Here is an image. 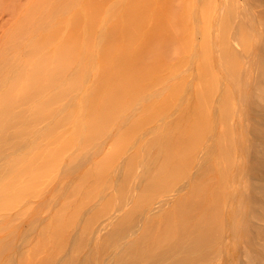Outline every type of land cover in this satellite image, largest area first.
Wrapping results in <instances>:
<instances>
[{
    "label": "rangeland",
    "instance_id": "374dc122",
    "mask_svg": "<svg viewBox=\"0 0 264 264\" xmlns=\"http://www.w3.org/2000/svg\"><path fill=\"white\" fill-rule=\"evenodd\" d=\"M34 1L36 2L34 3ZM47 1H43L41 3V0H28V1L27 0H0V143L2 139L4 140V142H2L3 144H0V149H1L0 150V264H40L42 262L43 263L48 262L46 264H49L50 263L49 261H53L54 258H57L59 254L61 253V249H63L61 247L62 246L64 247L65 245V243L63 242L64 240H67L65 238L69 235L70 231L73 228V225L79 222L80 223V224L78 223L79 228L77 227V229H79L78 233L79 231H81L80 232L81 234L83 233L84 235L85 233L86 235L87 231L85 232V230L89 228H92V229L95 228L99 224L100 222L99 220L105 221L106 219H109L108 217L111 213L110 211H112V209L117 206L116 203L118 201V198L121 196L118 193L119 197H117L118 194H116L117 192L116 187H118V184H116L117 185L116 186L113 183L115 181L114 179H116L114 178V176L116 177V175H114L115 173H113L114 170L116 169V166H118V164L121 163L122 161H125L126 163L124 162V164L127 167V165L130 164V163L128 164V162L130 161L129 154H131V158L133 160L136 158L137 155L138 156L142 155L141 157H139V158H142L144 155L143 151L145 152L146 148L141 149L143 150V151H140L142 152V154L138 151V148L142 147V145L145 146V143L149 145V143L153 140L151 136L153 137L154 135L155 137V135H159L158 134L159 132H160V135L158 138L159 140H162L166 136L165 134V136L163 135V138H162V134L165 133L164 130L165 131L167 130L170 133V136H172L170 137V140L173 141V138H175L174 141H176L177 138L180 140L179 137H182V133L185 134V132H180V133L178 132V135L180 134L179 137L174 136V135H177V134H174V132L176 131L175 129H177L175 128L176 127L175 125L177 126L179 125L178 127H183L182 129H184L183 131H185L184 124L188 123L189 120L196 119L195 126H197V132L199 136L201 135V133H199V129L203 133H206V134L211 133L212 128L210 127L212 126L213 121H214L213 110L215 111L214 102L216 99V94L218 92H225V90H228L226 97L229 96V99H234L233 101L235 102H233V105L234 103H236V106L239 108L240 100L241 98H244L243 101H241L242 102L241 105L244 108L245 106H247V108L249 109L248 110L249 112L251 111V112L260 113L259 116L252 117V120L255 121L256 124H258L257 125L258 128L256 127L257 134L259 135L261 132L262 138H264V38H263V31H262L263 28L260 26L261 20L264 19V0H204L205 2L203 0H202L203 2L200 0H191L193 1V3L191 4V7L195 6L194 10L193 8L190 9L189 6L186 7L187 5L183 3L184 7L182 8L184 10L181 9L183 11H179L176 15H174L176 16L178 20L171 21L174 25V27L172 26L174 29L173 28L171 29L172 32L169 30V27H170L169 25H168L169 27L167 26L166 29L163 28L164 29L163 31L166 32L165 35H167V32L168 33L170 32L171 34V36H166V37H169L168 39H166L164 35L166 40L162 37V35L165 33L162 31V27L165 26L166 24V13H164L165 12L164 7L160 6V4H157L159 5L158 7L156 3H154L156 2V0L155 1L148 0V5L152 7L151 9L148 5L147 6L144 5L146 1L145 2L143 1L144 3L142 4L140 0L138 2H140V4H142L144 7H146L145 11L144 9H142L143 12H145L146 16L143 13H141V15L143 14V16H145V19L148 18L147 21L149 24H147L148 26L146 25L147 28L145 27L143 31L142 27L141 28L139 27V25H141L142 23L139 24V22H138L139 25L137 24L138 26L136 25L133 26L132 25L134 23L133 22L131 24L133 27L132 26L129 27L128 24L132 21L130 20L132 15L129 14L130 16H128L126 14V11H125V15L123 14V12L119 13L118 11V13L121 14L120 18L122 17V14L124 15V18H126L127 16L130 17V18L128 17L126 18L130 20V22L127 23L128 27L130 28L129 29L127 27V30H130V31L128 33H125L124 30L126 28L123 30L121 29V27L125 26L126 24L123 25L124 22L121 23L120 21L119 28L125 34H127V36L124 37L123 36L124 34H121L122 31L119 29V32L121 31L120 41H122L121 43L123 44L119 43V45H117L119 42L118 41L117 43H115L116 44L115 46V44L113 45V43L116 42L117 39L115 38L116 39L115 40L114 37H112L111 39V36H113L111 34L112 32H114L113 29H115V32H116V27L112 29L113 31L109 27V29L107 30H111L112 32L111 34L109 33L110 31L106 33L110 34L109 38L113 41V43L112 41H109L110 39L108 40L107 38L105 40V43L107 41L109 42H107V45H105V43L103 44L106 46L107 51H105L106 50L105 46H103L102 43H101V46L98 47V50L100 49L99 51H103V53L106 52L105 54H103L104 55L103 58L104 59L108 58L106 59L108 61H109V57H107V54L112 55V56L114 54L113 57L111 56L112 59H114V57H116L115 59H117V56L120 54L118 59L121 57L122 60L119 59V61L123 62L124 67L121 65L122 62L120 63L118 59L116 62H119L120 65L125 69L123 70L127 71L130 74V76L134 78L135 80L134 84L138 82L139 86H136V87H140L142 90L140 88H136L137 90H131V91L130 90H88V91L87 90H80V91L79 90H63L64 92H66V95L64 94L65 96H68L70 98L73 96H76L80 98V100L82 97H84L83 92L87 91V97L85 93V97L83 98V101H84L83 103H85V105L82 103L83 105L81 106V104L79 103L78 106L74 105L75 109L69 106L70 109L67 108L64 111V113H66L68 117H64L63 116L64 113H62L63 110H61L62 114L58 113L59 117L61 118L62 116L63 117L62 120L67 119L69 121L66 120L67 121L66 122L64 120L63 122L58 117L59 119L58 127L57 125H55L58 123L55 122V124L53 123L49 124V121L45 120L49 112H51V116L55 114V112L56 113L58 111L60 112L59 109L61 108V106L59 107L60 102L58 100L57 102L59 103L54 102L53 104L51 103V105H48V106L44 105L45 107L47 106L45 110L44 108L42 109L41 108L42 106H39V105H38V108L32 109V107H36L37 104L33 105L32 107H30V109L34 111V115H33L34 119H39L41 117L40 120H42L43 118L44 121H42L41 123L39 121L38 123L40 124L38 125L35 124L37 127H32L30 129L34 133L31 132L30 135H28V139L30 140H29V145L27 148L28 149L30 148L29 150L26 149V150L21 151L20 150L21 148L16 151L13 150L12 145L13 143H16L14 142L15 137L16 135L18 136V134L16 133L19 132V135L20 134L22 135V132H23L22 130L24 129H22L23 126H21L22 125L21 123L11 122L13 118L12 116L14 115V114L12 115V113L18 112V114H20L19 112H22L23 106L20 103L19 105L17 102L20 101L21 99L23 100L24 98L23 93H26L29 90H20V88H22L21 87L22 84L20 82H24V79L22 77L24 71L28 69L31 70L30 69V67H32V64H30L32 63L31 61L32 60L36 61L33 63V65L34 64L38 65L40 63H43L46 66H51L52 61H53L52 59L55 56V54H57L56 50L58 49L59 51H57L58 52L57 55L61 57L57 58V56H55L54 59L57 58V59L64 60L63 58L66 56V54L69 55V56L67 55L68 58L71 56L70 51L73 53L75 52L74 54H76L77 50L78 51L81 50L84 52L86 49L90 51V55L92 56V54L94 55V50L97 46L96 43L98 44V40H99L97 39L98 37L96 38V36L99 35L98 33L100 32V30H101V34L104 32V28L98 27L97 25H96L97 27L95 25L94 27L97 28L98 30L94 29L93 27L91 28L93 30L89 28L92 31L91 32L92 34H95L94 32H96V30L98 32V33L96 32L95 37L94 35H92V37H94V40H95L93 41L95 45H92L90 43L91 42L90 39H93L91 35L89 37L90 39H88L87 40L88 42H87L86 41L87 37L85 38L84 37L85 34L80 31L84 24L82 21L83 24L82 23L80 24L82 26L79 25L80 28H78L77 34L83 33L80 35H83L85 39L81 38L80 40L79 38H76L78 42H76L75 40L76 43L75 42L73 43L74 48L72 46H71L72 48H70L69 44H71L72 42L70 43L68 42L69 43L68 45L67 44L63 45L64 47H59L58 43L63 44L64 42L59 40V38H56L57 37L55 36L56 32L55 33L52 32L54 28H57L55 26H58V28L60 26H63L60 28H64V26H66L67 31H70L69 29L72 26L69 28L68 25H60L62 24V22H60L59 25L58 24L55 25V23L53 22L54 12L52 11L53 8L55 10V7H54L55 5L53 6L52 9L51 7H52L53 2L56 4V0H53V1L51 0L50 2H47ZM160 1L162 4L163 0H160ZM165 1L167 2V0ZM180 1L182 2L183 0H180ZM184 1L186 2L188 0H184ZM66 2L70 3V0H67ZM66 2L63 3L62 5H65ZM138 2L136 1V3ZM177 2L179 1L176 0V3ZM181 2H179L178 4L180 5ZM46 3L50 5L48 6ZM200 5L201 6L203 5L202 6L203 8L200 7ZM18 6H19V9H17ZM139 6L140 5L138 3L137 7ZM141 6L139 10L142 12ZM204 6L207 7V9L209 10L204 8ZM46 7H48L47 8L48 11L42 10V8L46 9ZM63 8L61 7L60 9H63ZM186 8H187L188 14L190 15L186 14L187 13L185 10ZM30 9L31 10L33 9V10L31 11ZM36 9L39 10V11L37 10V13H36ZM57 9L59 8L57 7ZM63 10L65 11V9ZM135 10L136 9L134 8V11ZM139 10L138 11L136 10V11L139 12ZM190 10L193 11V14L190 13ZM22 11H24L23 14H22ZM27 11L29 13H27ZM43 11L45 12V14L43 13ZM155 11L157 13H154ZM158 11L160 12L158 13ZM15 12H17L16 15H18V17L14 15ZM38 12L44 15H40V13L38 14ZM46 13L49 16H47ZM61 13L59 15L62 16L64 12H61ZM136 13L133 14L132 12L131 14L136 15ZM179 13L181 14L179 15ZM28 14H30V17ZM32 14H34V16ZM65 14L67 16H64ZM161 14L163 15L161 16ZM171 14H172V11H171ZM203 14L205 18H203ZM27 15L29 18L25 17ZM31 15L33 16V19H34L32 21H31L32 19ZM39 15L41 16V18L43 17L42 19L40 18L41 20L37 18ZM64 15L63 16L66 18L69 17L68 12L64 13ZM186 15H187V18L188 17L190 18L191 15L193 18L192 17L190 19L188 18L189 19V22H188V19L185 17ZM179 16L180 17L182 16L181 18L182 20L180 19ZM133 17L134 19L136 17V20L138 18L137 15L132 16V18ZM161 17H162V21L165 18L164 19L165 22L163 24L161 20H160L161 23L159 22L160 25L154 22L155 20L154 18H157V20L155 21L158 22V19H161ZM172 17H173V14H172ZM44 18H45V26L43 24L44 29L41 28L40 25H38L40 27L39 28L40 30L38 31L36 30V32H34L36 28L38 29V27H36L37 24L41 22L44 23V20H43ZM124 18H122V20ZM141 18H144V17L141 16L139 21L141 22L144 21L145 23L146 20L142 21ZM18 19H21L20 22L18 21ZM134 19L133 21H135ZM203 19H205V21ZM38 20L40 22H38ZM66 21L69 22V20L64 21L66 24H68V22ZM177 21L179 22L181 21L182 24H179L177 26L178 24ZM23 22H25L24 25H23ZM64 22L63 24H65ZM74 22L75 21H73V23ZM30 23H31L30 25L31 27L29 26L30 27L29 28L28 25ZM32 23L33 24L35 23L36 26L35 24L33 25ZM52 24L54 26H52ZM155 24H157L159 27H156L157 25ZM151 26H153L154 29L155 27L158 28V29H155L158 31H155L154 29H152ZM76 27L77 25H75V30L77 29ZM136 27H138L139 29L138 28L136 29ZM192 27L193 29H191ZM132 28L133 29L135 28V29L133 30ZM149 28L152 29L151 30L152 33L150 30H148ZM20 29L22 30L20 31ZM175 29L177 32L175 31ZM136 30L143 31V32H138ZM50 32H51V36L53 35L52 36L54 39L53 44L57 42V40L61 42L58 41L54 45L51 44L52 40H50V37H49ZM115 32L113 33L114 36L117 35L118 31L116 33ZM137 32L139 33L138 35H137ZM146 32L153 36L155 35L154 33L157 32L155 37L158 39L156 40L155 37L153 36L152 38L154 39H152L149 34H146ZM69 33L70 32H68V34ZM74 33L76 34V31ZM87 33L90 34V32H87ZM133 33H136L135 35L140 37V39L137 36L135 37ZM42 34H43V37H41ZM191 34L193 35L192 37H191ZM62 35L63 33L60 35V37ZM76 35L75 37H78ZM145 35H149L150 37L149 36L145 37ZM44 36H45V39H44ZM69 36L70 35H68V37ZM216 36H220L218 37L220 38L219 46H217L214 42V39L216 41ZM20 37L22 39H20ZM24 37L25 38L27 37V38L25 39ZM38 37L39 38L41 37L43 39L41 38L39 39ZM147 37L151 38L154 41H152L151 39ZM160 37L165 40V43L167 41H170L168 43V46L165 45V48L160 44V42L162 44L164 43L163 39H162L163 42L159 40ZM70 38L72 37L70 36ZM78 39L80 41L83 40V43L80 42ZM146 39L147 40L149 39L151 43L150 41H147ZM38 40H41V41L37 42ZM145 40L148 43L147 46H145L146 45ZM77 43L79 45H77ZM74 44H76L77 47L79 48L75 49L76 47ZM153 44H157V45H153ZM85 45H86V48L84 50ZM149 45L150 47H148ZM159 45L162 48V50L165 49V53L167 54H162L161 50L158 49L160 48L158 47ZM151 46L154 48H152ZM155 46L157 47V49ZM169 46L172 49L171 48L169 49ZM55 47H58V48L55 49ZM111 47L113 48L111 49ZM166 47H167V50H166ZM88 50L85 52L89 53ZM119 50L122 52V55H121V52H119ZM156 50H158V52ZM142 51L143 52L147 51L148 53L146 52L142 55L141 53ZM167 51L169 52V54ZM59 52L61 53V55ZM80 52L77 53L78 56L80 55ZM173 52H175L174 55H173ZM87 53H82V54L85 55ZM163 53H164V50H163ZM164 56L165 58H163ZM72 57L73 56H71L70 59ZM92 57L94 58L96 56L94 55ZM67 60L68 59L66 58L65 59L66 63L69 62ZM57 61L59 63V60ZM57 61L55 62L57 63ZM113 61L115 62V60ZM132 61H133V64H132ZM27 62L31 66H29ZM70 62H73V61H70ZM114 62H112V64ZM180 62H182L181 64H184V65L182 66L181 64H179ZM197 62L200 65H197ZM142 63H144V65ZM175 63L177 64L176 68H175L176 66ZM198 66H200V69H197L199 68ZM40 67H44L46 71L48 70L47 67L45 66H40ZM201 67L202 68L205 67L204 71L202 70ZM207 67H209V69ZM163 69H165V71ZM173 73L176 75H174ZM187 73H189L190 76L192 75L191 77L189 76L190 77L189 79L192 82L188 81ZM168 74H170L171 76ZM15 75L20 77L19 78L20 80L18 82L21 85H19L18 83L17 84L14 83L16 81V80L14 81ZM160 75H163V76H160ZM172 75L174 76L172 77ZM155 76L156 77L159 76L158 79L162 77L164 78L161 81V80H157ZM198 77H199L200 82L197 81L196 83V79L198 80ZM183 78L184 80L182 81ZM185 78L187 79L186 80L187 82H190L188 83L189 85L188 84L185 85L183 83L185 81ZM151 79H154V80H151ZM167 79L169 80L167 81ZM155 80L159 82L161 81L160 85L158 83L156 84ZM202 82L204 83V87L206 88L204 87L201 88V85H203ZM153 83H155L156 85H154ZM175 83H177L176 85L179 88V90H176L177 89L176 86H174V89L172 88V85ZM181 83H183V86L185 85L184 86L185 90L183 86L181 85ZM195 83L198 84V86H196L198 87L197 89L195 88V85H196ZM164 84L169 85V87H167V85L165 86ZM16 85L17 87L20 86V88L19 87H18L19 89L16 88L15 87ZM165 87H167L168 89L172 88L173 90H170V89L168 90L167 88H166L167 90H164L163 88ZM191 87H193L191 91L194 94L195 92L198 93V95H196L195 97L198 101V104L197 102L192 103L193 105H191L190 108L193 107L192 108L193 114H191L190 117H187V115L186 117L183 116L184 119L182 120L181 112L183 114L186 113L185 108L187 105L186 103L183 104V99L185 98V96H187L186 94L189 93ZM207 87L210 88V90L208 89V92L205 91L207 90ZM153 88L158 89V90H150ZM205 92H207V94ZM157 94H160V96ZM18 98H20V100ZM86 98H88V100H86ZM226 100L228 103L227 98ZM15 101L17 102L15 103ZM199 102H200V105H199ZM227 103L223 102L221 104V114L225 121H227L228 109H229V105H228L229 103L228 104ZM172 104L174 106L173 108H170ZM196 104L197 106L195 107ZM54 109L55 110L57 109V110L55 111ZM67 111L69 112L68 114H67ZM31 113L32 112H30V114ZM169 114H172V115L169 116ZM37 116L39 117L36 118ZM170 120H171V123L173 122L171 126L172 127L173 125L175 126L174 127L175 129L173 130H172V127L170 126L167 127L166 125L168 121ZM168 125L170 124L168 123ZM48 128L49 129L51 128L50 131L52 130L51 131L52 133L55 130L54 134L51 135ZM154 129H156V131L159 129V131L157 132V134L154 133L152 135L151 133L155 132V131H152ZM180 129L181 128H179L178 131H180ZM6 130H9L10 132L8 137L3 136V132ZM36 130H38L39 134L41 133V135H43L44 131L47 132L48 135H46L45 132H44L45 136L43 135L44 137L41 135H38V133L35 132ZM11 132H13V134ZM175 133H177V131ZM146 134L147 135L149 134L151 136H147ZM138 136H141V137H138ZM20 137L21 136H19V138H17L16 140L18 141ZM139 138L140 139L143 138V139L140 140ZM149 138L152 140L150 141ZM155 138H154V141H155ZM184 138L185 140L187 139L186 134H185V137L183 136V141L180 140L182 142H179V140H177L176 142L174 141L173 142L179 143V145L181 143L184 144L182 146V149L185 150L183 151L184 153L186 152V154L181 153L182 154L181 156H183V158L186 160V161L183 160L185 162L183 163L186 165V162L190 159H193L192 158L193 156H191V152L186 151V148H185L186 142L184 143L185 141ZM5 140L9 143L7 142L5 143ZM136 140L138 141V143L139 141L140 143L141 142L143 143L145 142V143L144 144L142 143L141 146H140V143L137 144L138 146L137 145L134 146V143L137 142ZM32 141H34L35 143H33ZM172 141L171 143H173ZM30 142L32 143L30 144ZM36 143H37V146H36ZM34 145L37 148L42 145L43 149L42 150H39V148L35 149L36 147ZM174 146L175 148L177 147V149L181 148V147L176 146V144ZM181 151L182 150H179L178 153L177 152L176 153L179 154V152ZM26 155L31 156L32 159L30 157H27L29 158L28 160L30 162L27 160ZM184 155L186 158L188 155L189 159L188 158L186 159ZM127 156H129V158ZM177 156L178 158H180L179 155ZM174 157H175L174 158L175 164L178 163L181 166L182 165L185 166L184 164H182V161H179L181 158L179 160H176V156ZM69 158L72 159L73 162L75 161L73 159H77L76 162H78L79 167H77L78 165L76 164L77 165L76 169L73 167H72V170H70L71 168L67 169L70 166L65 168V165H68L70 161ZM26 161H27V164H26ZM162 161H163V158L162 160H160V162ZM73 162L72 163L70 162V163L71 165L75 166ZM189 162L190 161H188L187 163ZM23 164L26 165V167L28 168H25ZM62 182L65 183L66 187H63L64 183ZM208 186L209 185L206 184L204 188H207ZM58 187H60L61 189ZM133 187L134 185H131L130 183L126 184L125 188L122 189L124 192V196H128L127 193L129 191L130 193L131 191L133 192ZM206 191H208L207 192L208 198L205 199L204 202H202L200 206V208H205V211L202 212V210L199 209V212L196 214V216H199L200 213H204L205 217L209 216V218H212V215H213L211 212L212 203L210 201L211 200V196H210L211 188L208 190H205L204 193ZM135 198H137V202H135L136 200L134 199L133 200L134 204H139L140 202L138 201H140L141 198H143L140 190L137 191ZM120 199L121 198H119V200ZM143 201H145V199ZM206 207L209 209H206ZM89 209L90 211L92 210L93 211L90 212ZM88 211L89 213H91L90 215ZM104 215L106 219H103ZM159 217L161 218L162 216H157L155 218L157 222L163 219L162 218L159 220ZM78 220H81V221H78ZM88 221L90 223H87ZM260 250L261 248L259 249V251L253 250L254 251L253 252L251 249L249 251H252V253H255V254L260 253L258 255L261 258V262H262L264 261V255H263L264 251L262 250L264 249H262L261 251ZM74 252H75V249H74ZM226 258H227V254L223 256L220 264H226Z\"/></svg>",
    "mask_w": 264,
    "mask_h": 264
},
{
    "label": "bare ground",
    "instance_id": "6f19581e",
    "mask_svg": "<svg viewBox=\"0 0 264 264\" xmlns=\"http://www.w3.org/2000/svg\"><path fill=\"white\" fill-rule=\"evenodd\" d=\"M43 1H47V0H43ZM43 1L41 0V3ZM50 1L51 0H48L47 2H50ZM62 1H64V2H62ZM66 1L67 0H56V4L53 2L52 7H51V9H52L53 6L55 5L54 7H55L56 11L54 10V8L52 9V11L54 12L53 22L55 23V25L56 24L59 25L60 22H62V24H60V25H68L69 28L72 26L71 27L72 30L74 29L72 32L71 28L69 29L70 31H67L66 26H64V28H60L63 26H60L59 28H58V26H55L58 29L54 28L53 31L51 30L54 33L56 32V34L63 31L62 32L63 35L61 37H60V35L62 33L58 34L59 36L55 34V36H57L56 38H59V40L64 42L63 44L58 43L59 47H64L63 45H66V44L68 45L70 42H72L69 45H70V48H72V47L74 48L73 43L75 42V40H76V42H78L76 38H79L81 40V38L85 39L87 37L86 38V41H87L88 39H90L89 38L90 35H91V37H92V35H94V37H95L98 29L95 28L94 25L95 26L97 25L98 27H103L104 32L102 34H101V30L99 33L97 32L99 35H97L96 38L98 37L97 39H99V40H98V44L96 43L97 49L95 48V50H94V55L96 57L93 58L92 56H94V55L92 54V56H91L90 51L88 49L85 50V48H86V45H85L84 50L85 51L88 50L89 53H87L85 51L83 52L79 49L81 52L77 50L76 54H74L75 52L73 53L69 50L71 53V56H73V57L70 59L71 56L68 58L67 57L68 54H66L65 57L68 59L67 61H69L66 63L65 57L63 58L64 60L57 59L58 57H61V56L57 55L58 54L57 51H59V49L56 50L57 54H55L54 53L55 50L53 48V50H54L53 53L55 54V56H57V58L54 59L55 56L53 55L54 57L52 59L53 61H52L51 66H46L43 63H40L38 65L37 64L33 65V63L36 61L32 60L31 61L32 63L29 62L30 64H32V67H30L31 70L28 69V70L24 71V73L22 75V77L24 79V82H20L22 85L18 82L20 80L19 79L20 77L15 75L14 81L15 80L16 81L14 83L15 84L18 83L19 85H21L22 88H24V89H22V88H20V86H18L20 88V90H29L28 92L23 93L24 98H23V100L21 99L22 101L20 100V98H18L20 101H18V102L15 101V103L17 102L18 104L19 103L22 104V106L24 108V109L22 108V112H19L20 114H18V112L12 113V115L13 114L14 115L12 116L13 118H12L11 122L12 123H17V122L21 123L22 124L21 126H23L22 129H24V130H22L23 131L22 135L21 134L19 135V132L16 133V134H18V136L16 135L15 141H14L16 143H13V145H12V148L15 151L19 150L20 148H21L20 149L21 151L28 149L27 147L29 145V140H30V139H28V135H30V133L32 132L30 129L32 127H37L36 125H38L42 121H44L43 118H42V120H40L41 117L39 119H34V116H33L34 111H32V109L38 108V105L42 106L41 108L42 109L44 108V110H45V108L48 105H51V103L52 104L54 102L56 103L57 100L60 102V105H59V107L61 106V108L59 109L60 112L59 111L57 113L55 112V114H53L52 116H51V112H49L47 114L48 116L45 119V120L49 121V124H51V123L55 124V122L56 123L59 122V119L60 120L63 119L62 116H61V118L59 117L58 113H60V114L64 113L65 109H67V108L70 109L69 106H71V108L72 107L74 108L75 106H78L79 103L81 104V106L83 104L85 105V103H83L84 102L83 98L85 97V93H86V97H87V91L88 90H130L131 91V90H137L136 88H140V87H136V86H139L138 82H136L137 85L134 84V82H135L134 78L131 77L127 71H124L125 69L123 68L124 67L123 62L121 61L122 62L121 63L119 61V59H121V57L118 59V57L120 55L119 53H118L119 55L117 56V59L123 67L120 65L119 62H116L117 61V59H115L116 57H114V59H112L111 58L112 55L107 54V57H109V61H108V60H106L108 58H106V59L103 58V56H104L103 54H105L106 53L105 51H107V48L105 45H107V42L112 41L111 40L112 37H114V39L115 38L117 39V41L114 43L112 41L113 45L115 43H117L118 41L119 42L117 45H119V43L122 42V41H120V32L122 31L121 29L124 30L126 28L125 29L126 31L124 30V32L128 33L130 31V30H127L128 25H129V27H131L132 25L138 26L141 23H142L141 24L142 26L139 25V27L140 28L142 27L143 31H144L145 27L147 28V26H148L147 24H149L147 21L148 18L145 19L146 14L142 10V9H144V11H145L146 7H144L142 4L146 1L144 3V5L147 6L148 0H141V1L140 0H74V1L72 0L71 1L70 0V3L68 2L69 4ZM136 1L137 2L140 1L142 3V4H140V2H138L140 6L142 5L141 6L142 12L139 10L140 6L137 7L138 3H136ZM153 1H155V0H153ZM159 1L160 0H156V2H154V3H156V5L160 4V6L164 7V9H165L164 13H166V24L167 25L166 24H165V26L162 25L163 26L162 31L164 29H166L168 25L170 26V27L169 26L168 27H169V30L171 31V29L174 27V25L171 21L178 20L176 18V16H174V15H176L179 11L184 10L182 8V7H184L183 6L184 4L187 5L186 7L189 6L190 9L193 8V10L195 7V6L191 7V4L193 3V1H191V0L190 1L188 0L186 2L184 0L182 2L180 0H178L179 2H181V4H180L181 7L178 4L179 2L176 3V0H170V1L167 0V2L165 0H163L162 4H161V1L160 2ZM200 1H202V0H200ZM35 2L36 1H34V3ZM65 2H66V4L62 5ZM150 3H151V1H150ZM31 4H32V2H31ZM46 4L48 6L50 5L48 3H46ZM20 5H22V4H20ZM24 5H25V3H24ZM157 6L159 7V5H157ZM202 6L200 5V7H202ZM43 7H45V6H43ZM57 7L59 9H57ZM61 7L62 8L64 7L63 9H65V11L63 9H60ZM149 7L152 9L151 6H149ZM149 7H148V9H149ZM47 8L48 7H46V9L42 8V10L48 11ZM134 8L137 11L139 10V12H137L135 10L139 15L134 11ZM204 8L207 9V7H205V6H204ZM17 9H19V6L17 7ZM156 9H158V8H156ZM181 9H183V10H181ZM20 10H21V8H20ZM37 10L38 9H36V13H37ZM130 10L133 12V14L136 13V15L138 16L139 19L137 18V20H136V17H135V19H134V17L132 18V16H136V15L131 14L132 12ZM168 10H170V11H168ZM185 10L187 12V8ZM207 10H209V9H207ZM28 11H27V13H29ZM40 11H41V9H40ZM118 11H119V13L123 12L124 15H125V11H126V14L128 16L132 15L131 19H130L132 21L130 22L129 19H126L128 16L126 18H124L123 14H122V17L120 18L121 14H119ZM160 11H158V13ZM171 11H172L173 17H172ZM23 12L24 11H22V14H23ZM61 12H64V13L68 12L69 17H67V18L64 17V16H67L66 14L64 15V13H63L64 16L59 15ZM16 13L17 12H15L14 15L16 17H18V15H16ZM34 13H35V11H34ZM39 13L40 12H38V14ZM43 13L45 14L44 11H43ZM141 13H143L145 16H143V14L141 15ZM154 13H157V12L155 11ZM190 13L193 14V11L190 10ZM210 13H211V11H210ZM44 14L40 13V15H44ZM180 14L181 13H179V15ZM186 14H188V12ZM28 15L30 17V14H28ZM28 15L25 17L27 18ZM32 15L34 16V14H32ZM40 15L37 18L40 19L41 18ZM46 15H47V13H46ZM162 15L163 14H161V16ZM188 15H190V14H188ZM33 16H32L31 21L34 20ZM47 16H49V15H47ZM141 16L144 17V18H141L142 21L146 20L145 23H144V21L143 22L139 21ZM182 16L181 17L179 16L180 19L182 18ZM185 17L187 18V15ZM191 17H192V15H191ZM122 18H124V19L122 20ZM128 18H130V17H128ZM203 18H205L204 14H203ZM133 19L135 21H133ZM149 19H151V18H149ZM154 19L157 20V18H154ZM164 19L162 21V17H161V19H158V22L155 20H154V22L159 24V22L161 20L162 24H163L165 22ZM189 19H188V22H189ZM20 20L21 19H18L19 22H20ZM43 20H44V23L41 22L39 24H37L36 23L37 21H36L35 23L37 24V26L34 23L35 26L38 27V29L35 27L36 29L34 32H36V30L37 31L40 30L39 29L40 27L44 29L45 18ZM65 20H69V22H71V23L66 21V22H68V24H66L64 22ZM203 20L205 21V19H203ZM73 21H75L76 24H75V22L73 23ZM82 21L84 24L82 23ZM120 21H121V23L124 22L123 25L126 24L125 26H123L124 28L123 27H121V29L119 28L120 27V25H119ZM38 22H40V21L38 20ZM63 22L65 24H63ZM138 22H139V24H138ZM177 22H178L177 26L179 24H182L181 21H180L181 23L179 21H177ZM24 23L25 22H23V25H24ZM48 23H50V22H48ZM81 23L83 24V26L80 25ZM127 23H129V24L127 25ZM192 23H193V21H192ZM16 24H17V22H16ZM43 24H44V26H43ZM143 24H145V25H143ZM152 24H154V23H152ZM30 25H31V23L28 25V27ZM38 25H40V27ZM75 25H77L76 30H75ZM79 25L82 26L80 31L85 34V36H84L85 38L83 37V35H80L83 33L77 34L78 33L77 30H78V28H80ZM155 25H157V24H155ZM52 26H54V25L52 24ZM260 26L263 28L262 31H263V38H264V19L261 20ZM92 27L94 29H97L96 32H94L95 30L93 31L95 34L91 33L92 32L91 30H93V29H91ZM109 27L111 30L116 27V32L118 31L119 35L117 33V35L114 36L113 33L115 32V29H113L114 32H112L113 30L112 31L107 30V29H109ZM156 27H159V26L157 25ZM156 27H155V29H158ZM206 27H208V26H206ZM17 28H18V26H17ZM23 28H24V26H23ZM137 28L138 27H136V29ZM151 28L154 29L153 26H151ZM119 29L121 30L120 32H119ZM152 29L149 28L148 30L151 31ZM191 29H193V27ZM21 30L22 29H20V31ZM75 31H76L77 35L74 33ZM136 31H138V30H136ZM143 31H138V32H143ZM155 31H158V30H155ZM167 31H168V29H167ZM175 31H176V29H175ZM68 32H70V33L68 34ZM87 32H90V34H88ZM106 32H109L110 34L112 32L111 35H113V36H111V39L109 38L110 34L106 33ZM124 32L122 31L121 34H124L123 36L125 37V36H127V34H125ZM138 32H137V35L139 34ZM163 32H165V31H163ZM17 33H18V31H17ZM151 33H152V31H151ZM135 34L136 33H133V35H135ZM146 34H149V33L146 32ZM154 34H155L154 36L151 34H149V35L151 36V38H152V36L155 37L157 32H155ZM165 34H166V32L162 35V37L164 39L166 36H171L170 32L169 33L167 32V35H165ZM168 34H170V35H168ZM49 35H50L49 36L50 40H52L51 44H53V42H54L53 41L54 39L52 37L53 35L51 36V32L49 33ZM68 35H70L74 40L72 38H70V36L68 37ZM75 35L78 37H75ZM137 35H135V37ZM149 35H145V37L149 36ZM164 35H165V37H164ZM181 35H183V34H181ZM55 36H54V38H55ZM80 36H82V37H80ZM192 36L193 35L191 34V37ZM21 37H22V35H21ZM21 37H20V39H22ZM41 37H43V34ZM94 37H92L93 39H90L91 42L89 40V42L92 45H95V43L93 42V41H95ZM145 37H144V39H145ZM149 37H147V38H149ZM157 37H158V35H157ZM218 37H220V36H216V41L214 39V42L217 46H219V44H220L219 43L220 38H218ZM107 38H108V40L109 39L110 40L105 43V40ZM118 38H119V40H118ZM138 38L140 39V37H138ZM151 38H149V39H151ZM163 38L160 37L159 40L162 41ZM168 38L169 37H166V39H168ZM182 38H183V36H182ZM41 39H43V38H41ZM44 39H45V36H44ZM149 39L148 40L146 39V40L150 41ZM152 39H154V38H152ZM155 39L157 40L158 38L155 37ZM164 39H163V41H164L163 44L160 41L159 42L165 48V45L168 46V43L170 41H167L165 43L166 39L165 40ZM59 40H57V42ZM71 40H73V41H71ZM134 40H135V38H134ZM39 41H41V40H38L37 42H39ZM55 41H56V39H55ZM61 41H59V42H61ZM147 41L145 42L146 43L145 46H147V44H148ZM152 41H154V40H152ZM173 41H175V40H173ZM57 42H55V43H57ZM80 42L83 43V40ZM80 42H79V44H80ZM85 42H84V44H85ZM101 43H102V45L105 43V45H103V46H105V49H106L104 51L105 53H103V51H99L100 49L98 50V47L101 46ZM112 43H111V45H112ZM150 43H151V41H150ZM79 44L77 43V45H79ZM121 44H123V43H121ZM170 44H172V43H170ZM53 45H51V46H53ZM74 45L76 47L75 49L79 48V47H77L76 44H74ZM153 45H157V44H153ZM115 46H116V44H115ZM148 47H150V45ZM158 47H160V45ZM57 48L58 47H55V49H57ZM112 48L113 47H111V49ZM152 48H154V47H152ZM170 48L171 47L169 46V49ZM187 48H189V47H187ZM61 49H63V48H61ZM145 49H146V47H145ZM156 49H157V47H156ZM158 49L161 50L162 54H167V53H165V49H163L164 53H163V50L161 47ZM103 50H104V48H103ZM166 50H167V47H166ZM156 51L158 52V50H156ZM78 52H80L79 56L77 55ZM112 52H114V51H112ZM119 52H121V51L119 50ZM146 52L142 51L141 53L143 55ZM82 53H87V54L83 55ZM174 53L175 52H173V55H174ZM81 54H82V56H81ZM168 54H169V52H168ZM60 55H61V53H60ZM121 55H122V52H121ZM83 56H84V58H83ZM101 56L103 59L101 58ZM113 56H114V54H113ZM206 57H207V55H206ZM163 58H165V56ZM175 59H176V57H175ZM57 60H59V63ZM113 60H115V62ZM160 60H161V58H160ZM55 61H57V63ZM61 61H62V63H61ZM70 61H73V62H70ZM112 62H114L116 64H114V63L112 64ZM159 62H161V61H159ZM134 63H136V62H134ZM181 63L182 62H180L179 64H181ZM27 64H28V62H27ZM30 64H28V65L31 66ZM132 64H133V61H132ZM142 64L144 65V63H142ZM181 65L183 66L184 64H181ZM197 65H200V64H198V62H197ZM40 66H45V67H47L48 70L46 71V69L44 67H40ZM176 67H177V64H176L175 68ZM198 67L199 68H197V69H200V66H198ZM204 68H202L203 71H204ZM207 68L209 69V67H207ZM163 70L165 71V69H163ZM192 71H194V70H192ZM154 72H156V71H154ZM127 74H129V75H127ZM187 74H188L187 75L188 81L192 82L189 79L192 75L190 76L189 73H187ZM163 75H160V76H163ZM168 75H170V74H168ZM174 75H176V74H174ZM174 75H172V77ZM187 76H186V78H187ZM198 76H200V75H198ZM16 77L18 78V80ZM158 77L155 76V78H157V80H161V81L164 78V77H162V78L158 79ZM172 77H171V79H172ZM186 78H185V81L183 82L185 85L190 83V82L186 81L187 80ZM154 79H151V80H154ZM157 80H155L156 84L158 83L160 85L161 81L159 82ZM168 80L169 79H167V81ZM183 80H184V78L182 79V81ZM170 81H172V80H170ZM197 81L200 82L199 77H198V80L196 79V83H197ZM185 82H187V83H185ZM178 83H179V81H178ZM183 83H181L182 86H183ZM153 84L156 85L155 83H153ZM176 84L177 83L173 84L172 88L174 89V86H176V88H177L176 90H179V88L177 87ZM202 84L203 85H201V88L204 87L203 82H202ZM184 86H183V88L185 90ZM196 86H198V84L195 85V88L197 89L198 87H196ZM15 87L18 88L17 85ZM167 87H169V85H167ZM167 87H165L163 89L167 90L168 89ZM209 87H207V90H205V89L204 90L208 92V89L210 90ZM156 88H157V86H156ZM172 88H169V89L173 90ZM192 88L193 87H191L189 93L186 94L187 96H185V98L183 99V104L186 103L188 106L186 105V108H185V111L187 114L186 113L183 114L181 112L182 120L184 119V117H186V115H187V117H190L191 114H193V111H192L193 107L190 108V106L193 105L192 103L197 102V104H198V101L195 98L196 95H198V93L195 92V94H194L191 91ZM204 88H206V87H204ZM140 89H138V90H140ZM63 90H79V91L80 90H87V91L83 92L84 97H82L80 100V98H78L76 96H73L71 98L68 96H65L66 92H64ZM150 90H158V89L153 88ZM207 92H205V93L207 94ZM227 93H228V90H225V92H218L216 94V99L214 102L215 106L213 105L215 107V111L213 110L214 121H213L212 126L210 127V128H212L211 133L206 134V133L201 132L199 129V133H201V135L199 136V134L197 132V126H195L196 125V119L195 120L193 119L194 120L193 121V120H189L187 118L189 120V122L185 123V124L183 123L185 126V131H183L184 130V129H182L183 127H178L179 125L178 126L175 125L176 127L173 125V127H172L171 125L173 122L171 123V120L168 121V123L170 125H168V123L166 124L167 127L168 126L172 127V130L177 128V129H175L177 131V133H175L176 131L175 132L172 131V132H174V134H177L174 136L179 137L180 134L178 135V132L179 133L185 132V134H186L187 139L185 140V138H184V140H185L184 143L185 142L187 143V144L185 143V148H186V151L191 152V156H193L192 157L193 159L188 160L190 162L187 163L188 162L187 161L186 165L184 164L185 163L184 161H186V160L183 158V156H181L182 155L181 153H184V151H185L184 149H182V146L184 144L181 143L180 144L181 146H180L179 143H174L177 140H179L178 138L176 141H174L175 138H173L174 142L172 140H170V137H172V136H170V133L167 130L166 131L164 130L165 133L162 134V138H163V135L165 136V134H166V136L162 140L158 139L160 132L158 133L159 135H155V137H157V138H155L153 135L154 133L157 134L159 129L157 131H156V129L152 130V131H155V132L151 133L153 135V137L151 135H149L150 133L148 135L146 134L147 136H151V138L153 140L149 138L150 141L151 140L152 141L149 143V145H147V143L144 142L145 146L142 145L143 142L140 143V141H139L140 146L142 145V147H139L138 151L139 152L143 151L141 149L146 148L145 149L146 151L145 152L143 151V154H144L143 157L139 158L142 155L141 156L137 155L136 158L133 160L131 158V154H129L130 161L128 162V164L129 163L130 164L127 165V167H126L124 164L125 161H122V162L120 161L121 163H119L118 166H116V169L113 172V173H115L114 175H116V177L114 176V178H116V179H114L115 181L114 182L112 181V182L115 185L118 184V187H116L117 185L115 186L117 189L116 194L119 193L123 197H121V196L119 197V194H118L117 197H119L121 199L119 200V198H118V201L116 200L117 206L115 208H113L112 211H110L111 213H110L109 217L106 216L109 219H106L105 215H104L103 219H106L105 221L99 220L100 221L99 224L97 226L95 224L96 227L93 229L92 228H89L87 230L84 229L85 232L87 231L86 235H85V233H84V235H83V233L81 234L80 233L81 231H79V233H78L79 229H77V227L80 224L79 222H78L79 224L77 223V224L73 225L72 230L70 231L69 235L67 236L68 238L67 237L65 238L67 240H64V242H63V243H65V245H64V247L63 246L61 247V248H63V249H61V253L59 254V256L57 258H54L53 261H49L50 262L49 264H220V262H221V260L225 254H227L226 264H264V261L261 262V258L258 255L260 253H258V254L252 253L253 250L259 251L260 248H261V250L264 249V138H262L261 132L259 135L257 134L256 129L258 128L257 127L258 124H256V122L252 120V117H257L260 115V113L251 112V111L249 112L248 111L249 109L247 108V106H245V108H244L241 105V103H242L241 101H243L244 98H241L240 104L238 103L240 106L239 108L236 106V103H234V105H233V102H235V101H233L234 99H229V96L226 97ZM126 94H128V93H126ZM157 95L160 96V94H157ZM171 95H173V94H171ZM167 97H168V95H167ZM226 98L228 99L229 104L227 103ZM195 99H196V101H195ZM200 99H201V97H200ZM86 100H88V98H86ZM38 102H40V103H38ZM59 102H57V103H59ZM223 102L227 103L229 105L227 121H225L223 119L222 114H221V104ZM112 103H114V102H112ZM197 104L195 105V107L197 106ZM33 105H36V107H32ZM44 105H47V106L45 107ZM199 105H200V102H199ZM173 106L174 105L172 104L170 106V108H173ZM30 107H32V109H30ZM190 109L192 112L190 111ZM61 110H63V112ZM71 110H69V111H71ZM169 110H171V109H169ZM29 111L32 113L30 114ZM43 111H41V112H43ZM68 113L69 112L67 111V114ZM194 113H195V111H194ZM64 114H63L64 117H68L66 115V113H64ZM170 115H172V114H169V116ZM38 117L39 116H37L36 118H38ZM58 117H59V119H58ZM64 120L66 121L67 119H64ZM64 120H62V121L64 122ZM39 121H40V123H38ZM67 121H69V120H67ZM55 125H57V127H58L59 123L55 124ZM179 128H181L180 131H178ZM50 129H49L50 134L51 135L54 134L55 130L52 133L51 132L52 130L50 131ZM38 130H36L35 132L38 133V135H41V133L39 134ZM260 131H261V129H260ZM44 132H43V135H44ZM149 132H151V131H149ZM9 133H10L9 130H6L3 132V136L8 137ZM11 133L13 134V132H11ZM32 133H34V132H32ZM45 133H46V135H48L47 132H45ZM185 134L182 133V137H179L180 140L183 141V136L185 137ZM43 135H41V136H43ZM19 136H21V137L18 140L19 141L18 142L16 139L19 138ZM138 137H141V136H138ZM154 138H155V141H154ZM142 139H140V140H142ZM2 140H1L0 144H3L2 142H4V140L3 141ZM6 140H5V143L7 142ZM180 140H179V142H182ZM171 141L174 144L171 143ZM32 142L35 143L34 141H32ZM32 142H30V144ZM7 143H9V142H7ZM139 143L137 141L136 143H134V146H136ZM175 144H176V146L181 147V148H179V149H177V147L175 148V146H174ZM146 145H147V147H146ZM200 145H201V147H200ZM7 146H8V144H7ZM36 146H37V143H36ZM41 147H42V145L38 147L39 150L43 149V147L42 148ZM8 148H9V146H8ZM32 148H34V147H32ZM38 148L36 147L35 149H38ZM179 150H182V151L179 152V154H177ZM21 151H19V152H21ZM140 153L142 154V152H140ZM184 154H186V152ZM192 154H194V155H192ZM177 155H179V157L182 160L180 158H178ZM188 155H187V158H188ZM129 156H127V157L129 158ZM174 156H176V160L180 159L179 161H182V164H184L185 166H183V165L181 166L178 163L175 164L174 163V158H175ZM27 157L31 158V156L26 155V158ZM74 157H76V156H74ZM74 157H72V158H74ZM184 157H185V155H184ZM162 158H163V161L160 162V160H162ZM28 159L29 158H27V160ZM69 160L70 161H69L68 165H65V168L70 166L67 169L71 168L70 170H72V167L76 169V166L78 165V162H76L77 159H73V160H75L74 162L70 158H69ZM24 161H25V159H24ZM70 162L71 163L73 162L75 164V166L71 165ZM26 164H27V161H26ZM24 166H25V168H28V167H26V165H24ZM180 166L182 167V169ZM77 167H79V165ZM73 173H75V172H73ZM73 177H75V176H73ZM64 182H62V183H64ZM129 183L131 185H134L133 192L131 191V193H130V191H129L127 193L128 196H124V192L122 189H124L126 184H129ZM206 184H208L209 186L207 188H204L206 186ZM63 185H64L63 187H66L65 183ZM58 188H60V187H58ZM58 188H57V190H58ZM210 188H211V195L210 194L209 195L211 196V200L210 199L209 200L212 203V207H211V212L213 214L212 218H209V216L205 217L204 213H200L199 216H196V214L199 212V209H201L202 212L205 211V208H200V206H201L202 202H204V200L208 198V196H207L208 191H206L205 193H204V191L208 190ZM139 190L141 191L143 198H141V200L138 201V202H140L139 204H134L133 200L135 199L136 200L135 202H137V198H135V196L137 194V191H139ZM144 199H145V201H143ZM206 209H209V208L206 207ZM89 211H90V209H89ZM89 211H88V213H89ZM92 211H90V212H92ZM90 214L91 213H89V215ZM157 216H162L161 218L159 217V220L162 218L163 219L161 221L157 222V220H155V218ZM78 221H81V220H78ZM87 223H90V222L88 221ZM92 225H94V224H92ZM92 227H94V226H92ZM80 234H81V236H80ZM249 248L252 251H249L250 250ZM74 249H75V252H77V253L74 252ZM262 251H264V250H262ZM73 253H75V254H73ZM42 263H40V264H42ZM46 263H48V262H44L43 264H46Z\"/></svg>",
    "mask_w": 264,
    "mask_h": 264
}]
</instances>
